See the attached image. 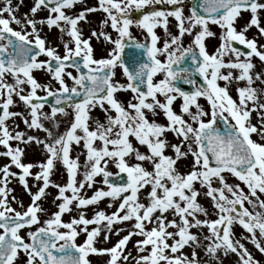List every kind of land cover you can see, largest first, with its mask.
I'll use <instances>...</instances> for the list:
<instances>
[{
    "label": "snow or ice",
    "instance_id": "snow-or-ice-1",
    "mask_svg": "<svg viewBox=\"0 0 264 264\" xmlns=\"http://www.w3.org/2000/svg\"><path fill=\"white\" fill-rule=\"evenodd\" d=\"M22 2L20 0L14 5L13 0H4L3 6H0V108L3 109L0 115V145L6 148L0 155L10 158L9 164L0 167V264H19L21 253L25 258L23 264H90L87 258L90 253H107L110 256L108 264H120L121 258L125 262L129 261L131 252L124 254V248L133 235L144 237L136 243L138 253L147 251V254L132 257L135 264H200L195 250L191 253V259L183 253L174 254L190 242L193 245L198 243L197 236L189 230L201 226H207L211 232V236L205 237L212 241L206 247L211 256L214 257L218 250H222L225 255L229 252L235 253L239 264H259L240 240L232 238L231 226L234 222L241 225L250 234L256 248L264 253V199H261V195H264V142L252 139V134H255L259 141H264V89L253 87L254 78L250 74V70L255 67L250 58L255 55L264 61V50L258 49L256 39L245 36V32L252 26L264 36V26L260 19L261 13H264V2L203 0L199 5L203 14L193 7L191 14L185 16L183 0H98L97 7H86L73 16L67 15L65 10L72 9L81 0H34L29 13H24L21 19L16 13ZM155 4L171 5L172 8L144 12L142 18L135 21L131 18L133 11ZM41 9H47L48 16L39 23L46 24L49 29L55 26L61 33L66 32L72 38L74 47H69L68 42H64V55H60L54 47L46 46V40L41 37L37 28L38 22L33 18ZM95 11L106 14L101 25L110 21L111 27L118 33V38L113 40L103 31L97 33L92 30V36H103L114 45L107 58H94L90 38H82L78 28L80 21L87 22L86 14ZM242 11L250 12L251 15L244 22L242 30L237 31V19H244L241 16ZM170 16L177 21L178 35L169 31ZM13 23L23 27L15 30L11 26ZM133 23L145 29L151 40L150 45L139 42L135 44L137 49L144 50L147 61L134 60L135 67L130 68L124 62L122 54L126 46L124 38L132 39L129 27ZM209 23L218 25L223 30V43L212 55L206 51L204 44L206 36L215 35L209 30ZM158 25L163 26L168 37L162 47L157 46L160 37L154 31ZM28 27L30 31L27 30ZM197 27L199 31L195 33L193 45L183 47L182 37L186 33L192 34ZM233 41L245 45L250 51L242 52L232 47ZM9 48H12L11 52ZM260 48L264 49V45ZM226 52L235 54L236 61L225 63L222 57ZM41 55L48 59L38 60L37 57ZM161 56L164 57L163 60L159 58ZM189 56L194 71L203 77L204 83L193 91L186 92L177 86V82L182 80L195 85L196 81L190 78L191 74L184 75L188 73L187 68L177 70L174 65L181 64ZM241 56L245 60L241 61ZM117 67L127 77L126 84L113 79ZM68 68H75L77 74L73 75L66 70ZM222 68L240 69V75L234 79L247 81V86L237 89L239 102L228 92L227 83L232 81L233 74L231 71L222 74ZM33 70L49 73L59 87L53 89L48 84L39 83L32 74ZM157 74H162L163 78L154 81ZM8 76L13 78L12 83L8 82ZM65 77L72 81L71 86ZM262 78L264 72L255 73V80L264 83ZM220 79L226 82L224 87L218 85L217 81ZM25 85L29 86L27 93ZM38 89L44 90L46 96L38 95ZM120 91H130L133 94L127 106L116 98L115 94ZM14 94L30 110L31 120L25 117L23 122L29 128H43L50 137L52 132L44 128L40 121L41 116L54 119L57 113L67 115L65 108L71 107L74 119L70 127L51 143H45L33 136L25 139L23 132L13 135L6 120L9 117L23 116L22 113L9 111L14 104ZM158 95L164 97L163 102L158 99ZM177 96L183 99L181 114H177L172 108ZM201 96L206 97L210 103V112L204 111L197 103V98ZM47 97H53L55 101L50 114L41 111ZM76 97H79L78 101ZM105 103L107 108L104 107ZM97 106L105 112L106 122L96 120L95 128L90 130L89 112ZM192 106H195V112L191 111ZM157 109L166 117V125L148 119L146 113L156 116ZM112 111L115 112L114 116L110 114ZM253 111L260 115L259 126L251 123L250 116ZM184 114L191 118L192 123L184 119ZM204 117L210 118L205 120ZM218 118L228 125L223 134L216 127ZM193 124L197 126L194 127ZM78 129L82 135H77ZM167 132L181 138L180 142L169 144L165 136ZM129 137H134L140 145L147 146L148 154L134 147ZM12 140L24 144L43 143L48 153L46 162L39 165L24 163V149L19 146L13 148L10 145ZM82 140L87 149V159L84 179L77 186L78 158H70V145L73 142L80 144ZM97 140L101 142L98 147L94 146ZM166 148L173 150L174 157L165 155ZM130 154H134L137 161L149 162L152 165L151 170L142 163L129 164L125 157ZM189 155L193 158L192 168L187 174H181L176 167L177 161ZM55 161H61L66 167L69 181L64 186L53 185L58 189L56 199L62 202L57 205L56 212L41 222L39 214L44 213L45 209L38 201L45 196V189L51 183L49 176ZM109 161L116 165L119 173L127 174L126 183L110 182L109 177L113 173L106 170ZM13 165L23 170L19 182L32 197L31 204L23 211L13 208L8 199L12 191L8 188V178L16 175L10 171ZM34 167H39L41 171L31 173ZM225 172L242 182L248 192L240 184H228L223 175ZM29 175L42 181L35 193L31 192L26 179ZM97 175L103 176V183L108 186V190L98 189L90 198H84L80 195L81 189L85 184L91 188ZM214 180L221 187H214ZM196 181L206 188L204 195L211 198L215 209H218L217 219L197 218L198 213L205 216L209 213L197 202L201 193L194 188ZM145 186H150L147 205L138 202L137 195ZM69 190L72 195H65ZM225 192L230 193L231 198ZM104 197L119 200L116 212L107 215L98 211L91 219L81 212L70 222L62 220L64 213L72 211L70 205L73 201H76L79 209L96 204ZM12 199L15 200V197ZM246 202L252 206L253 211L245 206ZM21 207H24L23 204ZM257 208L260 211H256ZM169 210L173 215L179 216V224L176 220L167 219L165 213ZM157 212L159 215H156ZM132 220L135 221L133 230H129L113 247L94 246L102 221L107 222L105 228L111 232L113 224ZM93 224L97 226L89 230L88 225ZM146 224L154 226L148 229ZM34 225L37 227L31 230ZM170 227L177 231H168ZM25 228L29 229L27 240L21 235V230ZM120 231L124 229H117L116 234ZM81 233L86 234V239L77 244V237ZM104 239H108L107 234ZM169 240L173 243H168ZM61 241L63 243H59Z\"/></svg>",
    "mask_w": 264,
    "mask_h": 264
},
{
    "label": "rangeland",
    "instance_id": "rangeland-1",
    "mask_svg": "<svg viewBox=\"0 0 264 264\" xmlns=\"http://www.w3.org/2000/svg\"><path fill=\"white\" fill-rule=\"evenodd\" d=\"M193 0H183V14L185 16H188L191 14V2ZM20 0H13V4L19 3ZM4 0H0V6H3ZM34 3V0H23L22 3H20L19 11L16 13L18 18H23L24 13H29V9L32 7ZM98 6V0H81L80 3H77L74 5V7L70 10L66 9V14L67 15H76L80 11H82L86 7H97ZM172 8L171 5H164V4H155V5H148L144 9L140 11H133L131 13V18L135 21L137 14H142L144 12L150 11V10H163L167 9L170 10ZM250 12H243L241 13V16L244 19H237L236 22V27L237 31L242 30L243 24L246 20L250 19ZM48 16V10L47 9H41L39 10L35 16L33 17L34 19L37 20V28L40 30V35L42 38L46 40V46H52L56 49L57 52H59L60 55H64V42H68L69 47H74V44L71 42L72 38L67 35V33H61L60 30L53 26L51 29L48 28L46 24H41L39 21L41 20H46ZM87 16V22L82 20L78 24V28L81 30L82 33V38L88 39L90 38V44L93 48V54L94 58L100 59V58H107L109 51L114 47V45L104 39L103 36H100L97 38L96 36H92V30H95L97 33H100L101 31L107 33L112 37L113 40L118 38V33L111 27L110 21L106 25H101V21L106 18V14L103 11H95V12H89L86 14ZM5 17H7V13H5ZM261 25L264 26V13H261ZM168 28L169 31L173 35H178V29L176 27L177 21L173 17H168ZM63 23V22H61ZM15 30H21L23 25H16L13 23L11 25ZM28 31H30V27L27 28ZM209 30L214 33L215 35L212 36H206L204 39V44L206 51L212 55L217 52V49L220 48L221 43L223 41L221 40V36L223 34V30L215 24H209ZM129 31L132 35L131 40L135 41H144L146 37L148 36L147 32L145 29L138 27L136 23H133L129 27ZM154 31L156 34L160 37V40L158 41L157 46L162 47L163 42L166 38V33L164 31L163 26L158 25ZM199 31V27L196 29H193L192 34H185L182 37V43L183 47H189L193 45V41L195 38V33ZM245 36L248 39H256L257 41V47L260 50V46L264 45V36H261L256 29L255 26L249 27L247 32H245ZM62 37V39H61ZM124 39H128L125 37ZM10 52V51H9ZM179 55V53H177ZM161 60L164 59L163 56L159 57ZM48 58L46 56L41 57L38 60H47ZM223 61L225 63L229 62L230 60L235 62L236 57L235 54L231 52H226L224 56L222 57ZM251 62L255 65V67L250 70V74L253 75L254 78V83L253 87L261 88L264 89V83H261L259 80H255V73L257 72H264V61H261L258 57L253 55L251 58ZM240 60L243 61L245 60V57L241 56ZM67 71H71L73 75H76L77 73L74 70L71 69H66ZM116 75L113 78L115 81H118L119 83L126 84L127 77L123 74V70L120 67H117ZM229 71L232 72L233 74V79L230 83H227L228 87V92L229 95L232 96L234 100L239 102V96H238V91L237 89L240 87H245L247 86V81L246 80H236L234 77L239 76L241 70L240 69H229V68H222L220 72L222 74H227ZM33 76L34 78L41 84H48L50 87L53 89L58 88L59 84L52 79L51 75L49 73H46L42 70H33ZM163 75L162 74H157V76L154 78L155 80L162 79ZM8 82L12 83L13 78L11 76L7 77ZM264 79V78H262ZM66 82L69 84V86L72 85V81L68 78L65 77ZM218 85L221 87H224L226 82L222 79L217 81ZM25 93L29 91V86L25 85ZM37 94L40 96H46V92L44 90H37ZM116 98L121 101L125 106H127V102L132 99V93L130 91H120L117 92ZM158 99H160L162 102L164 101L163 96L158 95ZM13 100L14 104L10 106L9 111L12 112H17V113H22L23 116H15V117H9L6 120V124L8 126L9 131L15 135L17 132H23L25 135V139L28 136H33L39 139L40 141H44L45 143H51L52 140H54L56 137L59 135H62L69 127L71 121L74 119V112L73 109L67 108L65 109L67 115L57 113L54 119H45L43 116L40 117L41 123L44 125V128L48 129L49 131L52 132V136L50 137L46 131H44L43 128H31L28 129L27 125L23 122V119L26 117L31 120L30 116V110L28 107L24 104L23 101L19 99L15 94L13 95ZM0 102H2V98H0ZM264 102V100H262ZM197 103L202 107V109L206 112L211 111V105L208 102L206 97H198L197 98ZM183 104V99L179 96H177V99L173 101L172 108L174 112L177 114H181V106ZM251 106V102H249ZM105 108L108 107V105L105 103L104 105ZM43 113L50 114L51 109L47 106H44L43 109H41ZM191 111L195 112L196 108L195 106L191 107ZM158 115L153 116L151 113H146L148 115V119L151 120H156L157 123L164 124L166 125L168 123L166 117L164 116L163 112L160 109H157ZM111 115H115V112L112 111L110 113ZM227 115V114H225ZM105 112L99 107H95L91 109L89 112V128L90 130L95 128V121L99 120L101 123H105ZM210 117H204L205 120L209 119ZM184 119L187 120L189 123H192L191 118L187 115L184 114ZM251 123L254 125L259 126V121H260V115L258 114L257 111H253L250 116ZM193 126H197L193 124ZM77 135H82L80 130H77ZM169 144H176L180 142L181 138H178L174 133L172 132H167L165 134ZM131 143L133 144L134 147L138 148L140 152L148 154V149L147 146L145 145H140L138 141L134 137H129ZM252 139L257 140L258 142H264V141H259V138L255 135L252 134ZM100 141H95L94 146H100ZM10 145L14 148L16 146H19L24 149L26 152L27 156L30 160L29 163H32L34 165H39L40 163L46 162L48 153L46 152V149L44 148V144L40 143L37 144L36 142H30L28 144L21 143L20 141L12 140L10 141ZM3 146V145H2ZM5 147V146H3ZM74 147V150L72 148ZM40 154H39V153ZM165 155L173 156L174 157V152L171 148H166L165 149ZM70 158L72 159H77L78 158V164L79 168L77 169V174H76V180H77V186L79 185V182L84 179V165L85 161L87 159V149L84 147V141L82 140L80 144H76L73 142L70 145ZM127 162L129 164H135V163H142L145 168L148 170H151L152 165L147 162H140L137 161L136 157L134 154H130L129 157H125ZM192 160L193 158L191 155H189L187 158H182L179 161H177V169L181 174H187L191 168H192ZM9 161H4L0 159V167H2L5 164H9ZM107 171L113 173L112 176L117 175L119 173V169L116 167L115 164H113L111 161H109L107 165ZM32 173H38L41 171L39 167H34L32 168ZM225 176L226 182L228 184H240L241 188L244 189L245 192H248L247 187L240 182L236 177H234L230 173H223ZM31 176V175H30ZM17 178V177H16ZM19 178V177H18ZM49 179L51 183L49 184V187L45 189V196L41 198L38 203L41 205L43 209L45 207L48 209H45L44 213L39 214L41 222L44 220L48 219L52 213L56 212L58 210L57 205L62 202L60 199H56L58 196V189L54 187V184H58L61 186H64L68 183L69 181V175L66 167L63 165L61 161H55L54 162V168L51 170ZM28 180V179H27ZM29 187L31 189L32 193H35L38 190V187L42 184V181H37L35 179V176L32 175L31 178L29 179ZM16 181H13L12 176L8 178V188L12 189V191L9 193V199L11 200V203L15 208L18 209V207H21V204H23V208L25 209L28 205L31 204L32 202V197L29 194L27 190L23 187L22 191L23 194L19 198L15 194V183ZM214 187H221L218 181L213 182ZM194 188L200 192L201 194L197 197V202L207 209L208 215L205 216L203 213H198L197 218L201 220H215L218 218V209H215L214 203L211 200V198L207 197L204 195L206 188L201 186L199 181L194 182ZM98 189H103L105 191L108 190V186L103 183V176L102 175H97L94 177V183L92 184V187L89 188L87 184H85V187L81 189L80 195L83 196L84 198H90L92 195H94L95 191ZM150 191V186H145L144 188L140 189L138 192V202L143 203L147 205L149 203V198H148V192ZM259 194V193H258ZM65 195L71 196V190L67 191ZM225 195H228L231 198V194L225 192ZM12 197H15V200L12 199ZM261 199H264V195H261ZM111 204V207L109 206ZM119 205V200H112L110 197H104L100 201H98L96 204H91L87 205L81 208L76 207V201H73L72 205L70 207L72 208L71 212H66L62 216V220L64 222H70V220L73 217H78L79 213H83L86 218L91 219L94 214L98 211H103L105 214L110 215L113 212H116L117 208ZM245 206L249 208V211H253L252 206L248 205L247 202L245 203ZM256 211H260L259 208L256 209ZM123 213H121L122 215ZM156 215H159L157 212ZM165 216L167 217L168 220H176L177 223H180L179 216H175L172 214L171 210L169 212L165 213ZM191 219V218H189ZM106 221H102L101 224L99 225L101 231L100 234L96 237V243L95 247L97 248H111L113 247L119 239H121L123 236L128 234L129 230H133L132 226L135 223L134 220L132 221H124L122 223H116L113 224L111 232H108L105 228ZM97 225H88L89 230H91L93 227H96ZM153 224H146V228L150 229L153 227ZM117 229H124V231H120L118 234H116ZM65 229H61V231H64ZM168 231L175 232L177 231L176 228H168ZM192 234L197 236V241L195 245H193L191 242L189 245H185L183 249H180L178 253L174 255H179L180 253H183L184 255L188 256L191 259V253L193 250L196 251L197 253V260L200 262V264H239V258L235 253L229 252L227 255L223 253L222 250H218L216 255L213 257L206 251V247L208 244L212 243L211 240L205 239V237L211 236V232L209 231V228L207 226H201L199 228L193 227L189 230ZM231 232H232V238L234 240L238 239L240 240L241 243L245 245V247L249 250V252L252 254L254 259L259 262V264H264V253H261L255 246V244L252 242L250 239V234L238 223H233L231 226ZM107 234L108 239L105 240L104 237ZM144 237L140 235H133L129 241L127 242L125 248H124V254H128L131 252V256L129 257V261L125 262L121 258L120 264H135V261L132 260V257H137L138 255H143L147 254V251L145 253H138L136 243L139 240H142ZM178 238V237H177ZM259 238V235H258ZM86 239V234L81 233L77 237L76 243L81 244L83 241ZM168 243H173L172 240H169ZM150 248V246H149ZM88 260L90 261V264H108V261L110 259L109 254L105 253L103 255H97V254H89L87 257ZM163 264V262H162Z\"/></svg>",
    "mask_w": 264,
    "mask_h": 264
},
{
    "label": "water",
    "instance_id": "water-1",
    "mask_svg": "<svg viewBox=\"0 0 264 264\" xmlns=\"http://www.w3.org/2000/svg\"><path fill=\"white\" fill-rule=\"evenodd\" d=\"M202 2H203V0H193V2H192V8L196 7L197 11L200 12L201 14H203V10L199 7V5ZM139 17L140 16H138L137 19H140ZM124 43L126 46H125L124 52L122 54V58H123L124 62L129 65L130 68L135 67V65L133 64L134 60L137 62H146L147 61V56L144 54V50L143 49H137L135 47V44L137 42L125 40ZM147 44L150 45V42H147ZM232 46L239 49L242 52L250 51L249 49L246 48L245 45H241L239 42H236V41H233ZM9 49L12 51V48H9ZM77 59H79V58H77ZM81 63H82V61H81ZM174 68H176L177 70H179L180 68H187L188 74H191L190 75L191 79L195 80L199 86H201L204 83L203 77H201L198 72L194 71V66L192 64V60H191L190 56L186 57L185 60L181 64L174 65ZM72 69H75V68H72ZM84 71H87V70L85 69ZM177 86H179L183 91H186V92H191L196 88L195 85L188 84L182 80L177 82ZM75 99L78 101L79 97H76ZM54 103H55V101H54L53 97H47V102H45L44 105H48L52 108V106H54ZM66 108H68V107H66ZM2 112H3V109L0 108V113H2ZM216 127L223 134L227 131L228 125L225 124V122L222 119L218 118ZM109 180L112 183L123 184V183L127 182V174L126 173H120L115 178H109Z\"/></svg>",
    "mask_w": 264,
    "mask_h": 264
},
{
    "label": "flooded vegetation",
    "instance_id": "flooded-vegetation-1",
    "mask_svg": "<svg viewBox=\"0 0 264 264\" xmlns=\"http://www.w3.org/2000/svg\"><path fill=\"white\" fill-rule=\"evenodd\" d=\"M4 151H6V148L5 147H3L2 145H0V153H2V152H4ZM39 153V152H38ZM40 154V153H39ZM27 156V154H26V152L24 151V155H23V157H22V161L24 162V163H29V158L28 157H26ZM0 159H2V160H4V161H9L10 160V158H8V157H6V156H3V155H0ZM10 171L11 172H14V173H16V175L15 176H12V178H13V181H16V182H14L15 183V185H14V187H15V194H16V196L17 197H21L22 196V194H23V191H22V189H23V185L19 182V176L20 175H22L23 174V170L22 169H18V168H16L14 165L10 168ZM33 171H32V169H31V173H32ZM32 176V175H31ZM31 176L29 175V176H27L26 177V179H28L27 181H28V184L30 183V178H31ZM17 177V178H16ZM30 186V185H29ZM8 199H9V197H8ZM9 202H10V204H11V206L13 207V208H15L14 206H13V204L11 203V200L9 199ZM16 210H18V211H23L24 210V208H22V207H18V209L17 208H15ZM45 209H48V207L46 208L45 207ZM37 226H33L32 227V229L31 230H35V228H36ZM0 231H2V230H0ZM29 231V229H27V228H25V229H22L21 230V235H23L24 237H25V239L27 240L28 239V237H27V232ZM60 243H63L62 241L60 242ZM24 255H23V253H21L20 254V258H19V264H23V261H24Z\"/></svg>",
    "mask_w": 264,
    "mask_h": 264
},
{
    "label": "bare ground",
    "instance_id": "bare-ground-1",
    "mask_svg": "<svg viewBox=\"0 0 264 264\" xmlns=\"http://www.w3.org/2000/svg\"><path fill=\"white\" fill-rule=\"evenodd\" d=\"M27 128H28V129H31V128H29L28 126H27ZM72 150H74V147L72 148ZM84 171H85V168H84Z\"/></svg>",
    "mask_w": 264,
    "mask_h": 264
}]
</instances>
